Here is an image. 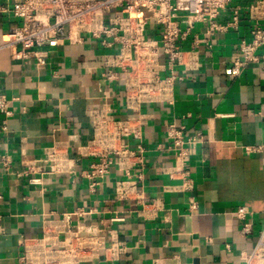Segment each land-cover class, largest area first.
I'll use <instances>...</instances> for the list:
<instances>
[{"label": "crops", "instance_id": "1", "mask_svg": "<svg viewBox=\"0 0 264 264\" xmlns=\"http://www.w3.org/2000/svg\"><path fill=\"white\" fill-rule=\"evenodd\" d=\"M250 2L231 0L218 22H229L234 8ZM4 3L0 0V6ZM15 24L0 13L1 33ZM252 25L241 11L235 30L199 45V70L175 84L172 105L141 109L146 152L140 189L155 202L143 213L132 202L114 199V182L122 178L115 169L94 194L80 176L93 161L83 154L91 138L89 108L107 99L114 115L127 114L121 85L100 82L99 59L109 51L84 37L81 45L38 49L46 51L43 66L34 59L12 61L2 52L0 93L12 114L4 125L0 115V264H17L23 239L40 238L44 221L76 209L89 211L83 225L98 230L106 248L113 241L124 245L123 254L101 251L95 264H243L264 229V45L257 50L258 62L238 77L231 76L230 67ZM196 31L203 39V28ZM169 123L183 127L186 135L203 136L190 155L193 188L188 192L172 189L180 180L162 172L175 164L167 150ZM55 142L68 145L67 173L53 179L34 174L41 179L38 185L17 175L23 161L42 159ZM3 157L11 161L7 172ZM192 204L196 208L190 210ZM238 209L244 211L242 220L234 214ZM244 223L251 234L242 238Z\"/></svg>", "mask_w": 264, "mask_h": 264}, {"label": "built area", "instance_id": "2", "mask_svg": "<svg viewBox=\"0 0 264 264\" xmlns=\"http://www.w3.org/2000/svg\"><path fill=\"white\" fill-rule=\"evenodd\" d=\"M231 0H5L0 13L9 15L14 28L0 32V54L7 52L12 61L34 59L37 66L45 65L46 51L64 43L81 45L84 37L97 41L108 50L100 61L101 84H120L123 92L124 117L114 115L111 104L103 100L101 107H90L91 138L83 154L93 158L88 168L80 173L87 191L94 194L108 178L112 169L122 178L114 182V199L132 202L143 213L155 207L140 189L144 180L142 122L146 115L141 109L153 105H172L175 84L187 74L199 70V45L214 37L235 30L239 13H245L250 28L248 41L242 40L238 56L230 67L232 77H238L260 57L257 50L264 45V0H251L244 8L233 9L229 22H218ZM203 28V39L196 28ZM201 34V33H200ZM188 45V46H186ZM8 101L0 93V115L4 125L11 116ZM167 150L173 153L175 164L162 169L170 179L178 177L175 191H191L190 155L197 144L203 143L201 134L186 135L183 127L169 123ZM160 149V147H157ZM41 163V166H37ZM11 161L1 159L4 172ZM68 145L55 142L38 160H25L17 173L30 185L41 184L34 174L55 178L68 172ZM190 206V210L195 209ZM243 209L234 214L244 219ZM89 211L76 209L55 221L42 223L40 238L23 239L17 264H95L100 253L123 254V243L113 241L105 247L104 236L83 221ZM76 225L73 226L72 220ZM74 227V228H73ZM251 234V226L244 223L240 237ZM243 264H264V229L258 234L250 251L242 258Z\"/></svg>", "mask_w": 264, "mask_h": 264}]
</instances>
